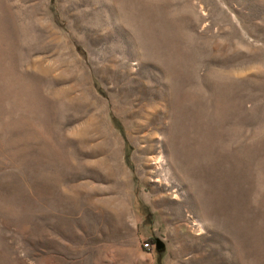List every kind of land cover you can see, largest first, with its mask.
I'll use <instances>...</instances> for the list:
<instances>
[{"label":"rangeland","instance_id":"374dc122","mask_svg":"<svg viewBox=\"0 0 264 264\" xmlns=\"http://www.w3.org/2000/svg\"><path fill=\"white\" fill-rule=\"evenodd\" d=\"M0 264H264V0H0Z\"/></svg>","mask_w":264,"mask_h":264},{"label":"built area","instance_id":"2783aa9c","mask_svg":"<svg viewBox=\"0 0 264 264\" xmlns=\"http://www.w3.org/2000/svg\"><path fill=\"white\" fill-rule=\"evenodd\" d=\"M144 245H146V243H144Z\"/></svg>","mask_w":264,"mask_h":264}]
</instances>
